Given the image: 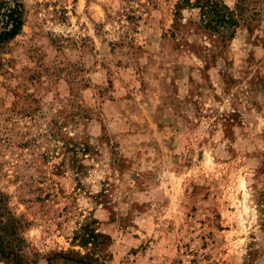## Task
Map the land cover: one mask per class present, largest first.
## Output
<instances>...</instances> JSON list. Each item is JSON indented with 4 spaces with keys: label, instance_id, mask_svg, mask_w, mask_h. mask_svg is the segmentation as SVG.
<instances>
[{
    "label": "rangeland",
    "instance_id": "374dc122",
    "mask_svg": "<svg viewBox=\"0 0 264 264\" xmlns=\"http://www.w3.org/2000/svg\"><path fill=\"white\" fill-rule=\"evenodd\" d=\"M185 1L22 0L0 195L24 262L264 264V0L225 41Z\"/></svg>",
    "mask_w": 264,
    "mask_h": 264
},
{
    "label": "trees",
    "instance_id": "16d2710c",
    "mask_svg": "<svg viewBox=\"0 0 264 264\" xmlns=\"http://www.w3.org/2000/svg\"><path fill=\"white\" fill-rule=\"evenodd\" d=\"M185 3L190 4L188 1ZM249 0H237L230 8L222 0H195L189 7L198 9V25L221 40L232 39L241 23H250L256 14ZM182 4H177L180 9ZM24 24L22 0H0V57L7 44L17 36ZM20 225L0 195V261L28 264L22 260L24 239L19 234ZM83 242H87L84 238ZM36 264V263H32Z\"/></svg>",
    "mask_w": 264,
    "mask_h": 264
}]
</instances>
